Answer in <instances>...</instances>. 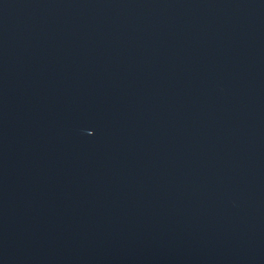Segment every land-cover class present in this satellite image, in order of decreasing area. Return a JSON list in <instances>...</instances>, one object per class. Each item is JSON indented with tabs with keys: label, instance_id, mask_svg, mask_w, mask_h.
Listing matches in <instances>:
<instances>
[{
	"label": "water",
	"instance_id": "water-1",
	"mask_svg": "<svg viewBox=\"0 0 264 264\" xmlns=\"http://www.w3.org/2000/svg\"><path fill=\"white\" fill-rule=\"evenodd\" d=\"M0 264H264V0H0Z\"/></svg>",
	"mask_w": 264,
	"mask_h": 264
}]
</instances>
